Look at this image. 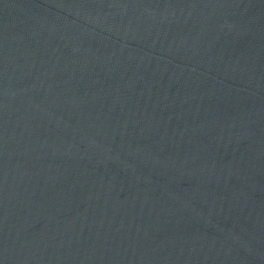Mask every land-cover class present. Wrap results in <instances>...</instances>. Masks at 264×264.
Masks as SVG:
<instances>
[{
  "label": "water",
  "instance_id": "95a60500",
  "mask_svg": "<svg viewBox=\"0 0 264 264\" xmlns=\"http://www.w3.org/2000/svg\"><path fill=\"white\" fill-rule=\"evenodd\" d=\"M0 264H264V0H0Z\"/></svg>",
  "mask_w": 264,
  "mask_h": 264
}]
</instances>
